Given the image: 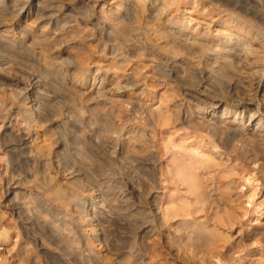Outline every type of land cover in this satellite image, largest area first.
<instances>
[{
    "label": "rangeland",
    "instance_id": "374dc122",
    "mask_svg": "<svg viewBox=\"0 0 264 264\" xmlns=\"http://www.w3.org/2000/svg\"><path fill=\"white\" fill-rule=\"evenodd\" d=\"M0 218L11 264H264V0H0Z\"/></svg>",
    "mask_w": 264,
    "mask_h": 264
},
{
    "label": "bare ground",
    "instance_id": "6f19581e",
    "mask_svg": "<svg viewBox=\"0 0 264 264\" xmlns=\"http://www.w3.org/2000/svg\"><path fill=\"white\" fill-rule=\"evenodd\" d=\"M237 3V2H236ZM132 8V7H131ZM178 38H171L170 43H176ZM3 50V49H2ZM215 51V50H214ZM231 52V51H230ZM214 53V52H213ZM230 54V53H229ZM237 54V52H236ZM242 66V65H241ZM210 76V75H209ZM31 88V87H30ZM38 104V103H37ZM38 106V105H37ZM227 115V114H226ZM223 119V118H222ZM222 119H219L220 121ZM254 119V118H253ZM43 120V119H42ZM254 121V120H253ZM40 122V121H39ZM188 123V122H187ZM219 124V123H218ZM206 125V124H205ZM208 125V124H207ZM209 126V125H208ZM221 126V125H220ZM226 128V127H225ZM233 128V127H232ZM231 128V129H232ZM263 131V130H262ZM251 134V133H250ZM249 135H245V133H243L240 137L241 140L246 142L248 140H253L254 135L249 136ZM217 148V146L214 143H210L208 145H206L205 150L202 152V156H203V160L206 162H212L214 161V159L217 158V154L214 153V150ZM231 150V149H230ZM132 152V151H131ZM228 152V151H227ZM259 153V152H258ZM212 160V161H210ZM220 160V159H219ZM261 160V159H260ZM232 162V161H231ZM255 162V161H254ZM229 163V162H228ZM198 170L201 171H205L207 172L206 174L213 176V174H211L210 171V166L208 165H204L202 164L201 166L198 165L197 167ZM195 171V169H194ZM215 172V171H214ZM187 181H188V188L192 189L193 191H197V189L200 188L201 184L199 182V179L197 178L195 172L194 173H188L187 174ZM137 185V184H136ZM5 189H6V193H8V189H10L12 187V184H10V180L5 182ZM15 188V187H13ZM13 190V189H12ZM135 191V190H134ZM14 208L12 210H10L8 212V216L10 217H15L18 220H21L20 216H21V212H22V208L21 207H15V205L13 204ZM168 208L164 209L162 212V217L164 218L165 215L168 214ZM232 210V209H231ZM95 215V214H94ZM1 220V218H0ZM100 221V220H99ZM25 224V223H24ZM2 225V221H0V226ZM22 226V225H21ZM23 229V228H22ZM6 236L5 235H0V246H4V242H5ZM6 251V247L4 249V247L2 248V250H0V264H11L10 262H8L7 257H5V252ZM15 264V263H13Z\"/></svg>",
    "mask_w": 264,
    "mask_h": 264
}]
</instances>
